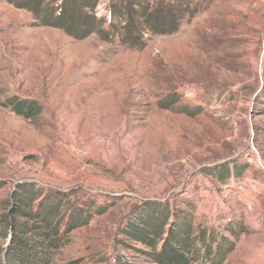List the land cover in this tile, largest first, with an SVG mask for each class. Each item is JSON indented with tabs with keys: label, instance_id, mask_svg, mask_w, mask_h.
Returning a JSON list of instances; mask_svg holds the SVG:
<instances>
[{
	"label": "rangeland",
	"instance_id": "obj_1",
	"mask_svg": "<svg viewBox=\"0 0 264 264\" xmlns=\"http://www.w3.org/2000/svg\"><path fill=\"white\" fill-rule=\"evenodd\" d=\"M195 2L177 33L133 49L75 40L0 0V262L27 185L93 216L58 264H150L125 230L162 205L171 225L214 233V251L233 245L223 264H264V0ZM12 98L42 113L23 118Z\"/></svg>",
	"mask_w": 264,
	"mask_h": 264
},
{
	"label": "trees",
	"instance_id": "obj_2",
	"mask_svg": "<svg viewBox=\"0 0 264 264\" xmlns=\"http://www.w3.org/2000/svg\"><path fill=\"white\" fill-rule=\"evenodd\" d=\"M6 1L31 12L40 26L61 29L75 40L96 35L104 43L133 49L145 47L151 36L177 33L185 21L201 10L195 0H110L102 17H98L100 0H55V6H48L47 0ZM4 105L28 120L42 113L41 107L30 100L12 98ZM15 196L18 205H12L4 222L10 241L0 264H58L56 253L69 244L70 234L93 218L83 207L73 205L71 193L45 194L32 186L20 185ZM149 210L128 224L125 233L145 246L130 245L150 264H223L234 249L230 244L226 250L220 245L214 251V233L193 232L186 222L182 226L171 225L170 205ZM231 232L237 235L234 230ZM201 250L206 253L201 254Z\"/></svg>",
	"mask_w": 264,
	"mask_h": 264
}]
</instances>
